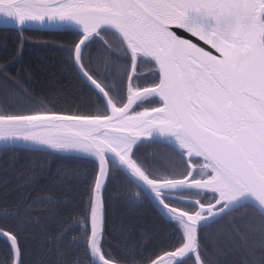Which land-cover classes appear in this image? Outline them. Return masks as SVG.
I'll list each match as a JSON object with an SVG mask.
<instances>
[{
  "label": "snow or ice",
  "instance_id": "6c2138e0",
  "mask_svg": "<svg viewBox=\"0 0 264 264\" xmlns=\"http://www.w3.org/2000/svg\"><path fill=\"white\" fill-rule=\"evenodd\" d=\"M0 28L17 30V55L26 29L74 34L61 51L86 90L83 109L34 107L0 64V153L77 161L59 182L83 189L66 215L34 211L40 199L0 206V264H26L41 215L55 223L39 264H219L233 242L264 264V0H0ZM146 144L166 151L149 158ZM113 192L166 226L152 254L114 248Z\"/></svg>",
  "mask_w": 264,
  "mask_h": 264
},
{
  "label": "trees",
  "instance_id": "16d2710c",
  "mask_svg": "<svg viewBox=\"0 0 264 264\" xmlns=\"http://www.w3.org/2000/svg\"><path fill=\"white\" fill-rule=\"evenodd\" d=\"M24 37L23 49L17 55V30L0 28V64L8 67V86L12 87L15 82H19L37 101V104L32 105L34 107H39V102L42 101L44 107L57 111H74L77 107L83 109L86 90L61 51L75 39L74 34L67 31L26 29ZM141 151L151 158L162 155L166 150L158 144H146ZM78 169L82 170L79 162L60 160L44 152H21L15 157L8 152L0 153V206L23 208L26 203L40 199L44 203L35 206L34 211L66 215L81 199L83 189L77 182L62 186L59 172ZM33 173V181L26 183L24 177ZM120 191L123 192V189ZM111 195L109 239L114 248L125 242H135L145 255L152 254L168 235L157 212L147 204L129 207L117 193L113 192ZM49 198L63 203L59 206L48 203ZM250 211L242 209L235 212L226 217L224 223L243 220ZM40 219L41 228L29 227L25 232L26 264H39L44 259L42 229L47 228L50 233L54 227L55 217L41 215ZM141 233L146 235L142 238ZM129 237L132 239L128 240ZM5 255L3 246L0 245V259ZM212 259L219 264H246L244 247L240 242L228 245L219 256L212 255Z\"/></svg>",
  "mask_w": 264,
  "mask_h": 264
},
{
  "label": "water",
  "instance_id": "95a60500",
  "mask_svg": "<svg viewBox=\"0 0 264 264\" xmlns=\"http://www.w3.org/2000/svg\"><path fill=\"white\" fill-rule=\"evenodd\" d=\"M33 29H38V28H33ZM38 30H45V31H48V29H38Z\"/></svg>",
  "mask_w": 264,
  "mask_h": 264
}]
</instances>
